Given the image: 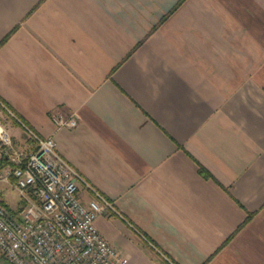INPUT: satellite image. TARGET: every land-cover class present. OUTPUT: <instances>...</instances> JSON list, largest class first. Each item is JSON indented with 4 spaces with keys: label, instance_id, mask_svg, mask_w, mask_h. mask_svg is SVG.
Here are the masks:
<instances>
[{
    "label": "crops",
    "instance_id": "0c3cea01",
    "mask_svg": "<svg viewBox=\"0 0 264 264\" xmlns=\"http://www.w3.org/2000/svg\"><path fill=\"white\" fill-rule=\"evenodd\" d=\"M8 35L0 99L112 203L125 264H264V0H0Z\"/></svg>",
    "mask_w": 264,
    "mask_h": 264
},
{
    "label": "built area",
    "instance_id": "2783aa9c",
    "mask_svg": "<svg viewBox=\"0 0 264 264\" xmlns=\"http://www.w3.org/2000/svg\"><path fill=\"white\" fill-rule=\"evenodd\" d=\"M5 108L27 133L18 144L0 122V183L16 188L25 201L11 210L0 199V251L12 264H125L128 258L103 236L96 219L113 207L102 195L85 203L80 173L62 156L54 137L41 136ZM58 128L78 124L74 114L52 113Z\"/></svg>",
    "mask_w": 264,
    "mask_h": 264
},
{
    "label": "rangeland",
    "instance_id": "374dc122",
    "mask_svg": "<svg viewBox=\"0 0 264 264\" xmlns=\"http://www.w3.org/2000/svg\"><path fill=\"white\" fill-rule=\"evenodd\" d=\"M8 127V126H7ZM0 197L10 202L11 210H18L25 205V201L18 190L7 183H0ZM0 264H12L0 251Z\"/></svg>",
    "mask_w": 264,
    "mask_h": 264
},
{
    "label": "trees",
    "instance_id": "16d2710c",
    "mask_svg": "<svg viewBox=\"0 0 264 264\" xmlns=\"http://www.w3.org/2000/svg\"><path fill=\"white\" fill-rule=\"evenodd\" d=\"M180 2H181V1H180ZM175 7H176V6H175ZM175 7H174V8H175ZM174 8H173V9H174ZM164 18H165V17H164ZM9 35H10V34H9ZM9 35L6 36V37L0 42V46H1V45H2V44L8 39ZM201 171L204 172V173L206 172L203 168L201 169Z\"/></svg>",
    "mask_w": 264,
    "mask_h": 264
}]
</instances>
